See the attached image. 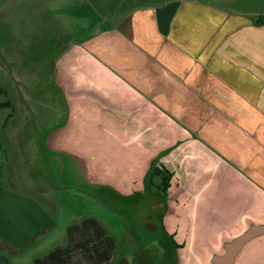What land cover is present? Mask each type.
<instances>
[{
	"label": "crops",
	"instance_id": "1",
	"mask_svg": "<svg viewBox=\"0 0 264 264\" xmlns=\"http://www.w3.org/2000/svg\"><path fill=\"white\" fill-rule=\"evenodd\" d=\"M138 1L66 37L54 86L66 116L27 149L31 164L0 131V264L84 240L81 227L70 237L80 223L58 217L82 182L111 198L151 196L176 264H226V246L251 229L232 264H264V0Z\"/></svg>",
	"mask_w": 264,
	"mask_h": 264
},
{
	"label": "rangeland",
	"instance_id": "2",
	"mask_svg": "<svg viewBox=\"0 0 264 264\" xmlns=\"http://www.w3.org/2000/svg\"><path fill=\"white\" fill-rule=\"evenodd\" d=\"M122 2L0 0V89L3 91L0 93V103H9L8 107L1 108L0 115V118H9V123L4 127L0 124V131L4 135H12L14 141L11 143L19 148L23 161V157H27L31 164L27 149L30 151V148L36 150L43 147L44 138L53 131L56 124L51 119L61 116L63 111L66 116L67 98L59 95L54 87L60 83L57 60L65 51L63 43L70 39L66 37L83 35L84 30L81 28L85 26H103L108 19L140 3L138 0ZM64 10L71 12L65 14ZM39 69L41 71L37 73ZM56 107L60 112L55 113ZM31 135L33 140H30ZM67 177V185L75 184L74 172ZM165 181L160 179L157 186L163 188ZM75 186L73 192H67L66 203L64 197L61 198L58 217L68 224L77 222L82 225L86 219L96 220L117 243L112 253V264H125V261L126 264L178 263L177 249L170 237L163 233L161 218L150 216L151 196L146 199L149 203H145L144 199L111 198L110 190L109 194L105 188H97L95 191L86 182ZM87 194L89 197L84 196ZM91 198L94 202H91ZM51 211L54 212L53 209ZM189 222L184 219V227ZM156 224L161 230H149L150 225L155 227ZM90 232L93 233V228H90ZM84 237L88 235L85 233ZM182 253L180 250V255Z\"/></svg>",
	"mask_w": 264,
	"mask_h": 264
},
{
	"label": "trees",
	"instance_id": "3",
	"mask_svg": "<svg viewBox=\"0 0 264 264\" xmlns=\"http://www.w3.org/2000/svg\"><path fill=\"white\" fill-rule=\"evenodd\" d=\"M6 103L4 106H8ZM171 174L165 173L163 180H170ZM164 183L163 191L169 187V183ZM82 227L88 237L78 244L73 241L65 248H56L51 251L45 258L37 259L34 264H109L111 255L116 247V242L106 235L105 229L93 219L85 220ZM74 228L79 229L80 226L72 227L69 229L70 237L76 240ZM90 228H93V233L90 235ZM84 233V234H85ZM84 236V235H83ZM91 238L94 240L87 239ZM83 239V237H82ZM87 262V263H86Z\"/></svg>",
	"mask_w": 264,
	"mask_h": 264
},
{
	"label": "water",
	"instance_id": "4",
	"mask_svg": "<svg viewBox=\"0 0 264 264\" xmlns=\"http://www.w3.org/2000/svg\"><path fill=\"white\" fill-rule=\"evenodd\" d=\"M258 229H251L241 237L234 240L232 243L228 244L226 246V257H225V263L226 264H232L236 254L242 249L244 244H246L248 241H250L252 238L256 237L259 234ZM216 264H222V260L220 258L215 259Z\"/></svg>",
	"mask_w": 264,
	"mask_h": 264
}]
</instances>
